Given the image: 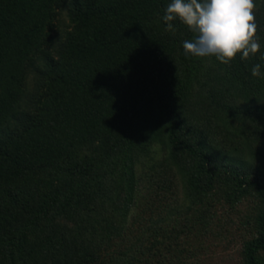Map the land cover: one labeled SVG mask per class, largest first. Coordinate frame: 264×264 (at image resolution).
Masks as SVG:
<instances>
[{
    "label": "trees",
    "instance_id": "trees-1",
    "mask_svg": "<svg viewBox=\"0 0 264 264\" xmlns=\"http://www.w3.org/2000/svg\"><path fill=\"white\" fill-rule=\"evenodd\" d=\"M170 2L0 0V264H202L223 207L236 264H264V0L229 65L185 54Z\"/></svg>",
    "mask_w": 264,
    "mask_h": 264
},
{
    "label": "clouds",
    "instance_id": "clouds-1",
    "mask_svg": "<svg viewBox=\"0 0 264 264\" xmlns=\"http://www.w3.org/2000/svg\"><path fill=\"white\" fill-rule=\"evenodd\" d=\"M256 9L255 0H171L162 19L168 32L176 31L173 22L178 21L193 34L183 41L186 55L215 57L229 65L237 54L247 60L260 52ZM260 59L264 60V55ZM251 74L264 78L259 63Z\"/></svg>",
    "mask_w": 264,
    "mask_h": 264
},
{
    "label": "rangeland",
    "instance_id": "rangeland-1",
    "mask_svg": "<svg viewBox=\"0 0 264 264\" xmlns=\"http://www.w3.org/2000/svg\"><path fill=\"white\" fill-rule=\"evenodd\" d=\"M61 19L65 23L64 13L61 14ZM145 162L146 160L142 158L140 160L141 164L136 165V176H141L145 172L147 167ZM150 189L154 190V184H149L143 179L142 182H139L137 184V195L148 194ZM176 193L178 196H180L179 186L176 189ZM160 194L161 195L152 205L151 211H147L146 215L143 216L146 217L147 220L142 222V226L147 225V223L151 220L155 221L156 219H158L160 223H163L162 219H166V215H168L167 211L169 210L168 208H171V206L174 204L172 200L173 196L166 190H163ZM222 209L224 212L222 211ZM218 210L222 218L229 219L226 223L228 226L225 228L227 230V233L224 234L223 230L220 233L225 235L223 236V239H220V236H210L207 238L195 236L192 239L191 243L196 246L202 243V255L200 257L202 264H236L238 261L239 252V232H236L232 229L231 221H233L234 219L233 214L229 212L225 207Z\"/></svg>",
    "mask_w": 264,
    "mask_h": 264
}]
</instances>
